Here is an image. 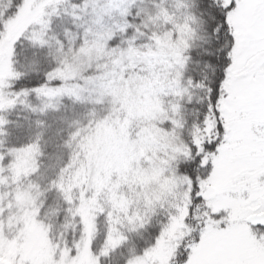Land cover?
Listing matches in <instances>:
<instances>
[{
  "label": "snow or ice",
  "instance_id": "snow-or-ice-1",
  "mask_svg": "<svg viewBox=\"0 0 264 264\" xmlns=\"http://www.w3.org/2000/svg\"><path fill=\"white\" fill-rule=\"evenodd\" d=\"M0 264H264V0H0Z\"/></svg>",
  "mask_w": 264,
  "mask_h": 264
}]
</instances>
